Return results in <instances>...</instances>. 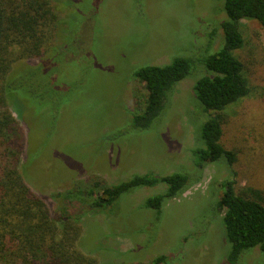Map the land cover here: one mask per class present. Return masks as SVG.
I'll list each match as a JSON object with an SVG mask.
<instances>
[{
  "label": "rangeland",
  "instance_id": "obj_1",
  "mask_svg": "<svg viewBox=\"0 0 264 264\" xmlns=\"http://www.w3.org/2000/svg\"><path fill=\"white\" fill-rule=\"evenodd\" d=\"M52 2L60 18H70L59 37L82 38L81 45L89 50L78 53L79 46L71 48L77 54L57 70L63 84L52 86L53 105L18 101L22 122L34 124L28 143L39 153L26 167L29 186L56 210L61 203L54 194L80 186L93 175L109 183L135 173L198 175L194 150L202 146L198 134L204 119L193 84L202 68L191 75L196 78L181 82L151 129L120 126L137 108L138 87L129 79L134 68L167 64L181 55H206L219 47L218 37L210 43L208 25L202 22L214 25L227 17L221 1L142 0L141 6L135 0ZM243 24L255 41L251 52L257 65L250 78L254 94L225 124L222 142L238 151V187L264 191V28L256 20ZM53 108L58 111L55 119ZM218 162L206 168L196 185L166 200L160 214L146 208L143 199L164 192L163 183L126 194L122 206L110 212L87 214L79 248L96 255L101 264H151L161 254L168 256L162 264H228L231 245L214 190L224 192L221 182L229 177ZM65 206L78 212L81 204L66 201ZM251 252L248 264H264L259 247Z\"/></svg>",
  "mask_w": 264,
  "mask_h": 264
},
{
  "label": "trees",
  "instance_id": "obj_2",
  "mask_svg": "<svg viewBox=\"0 0 264 264\" xmlns=\"http://www.w3.org/2000/svg\"><path fill=\"white\" fill-rule=\"evenodd\" d=\"M135 1L139 5L142 0ZM217 1L223 4L227 17L214 25L212 21L202 25H208L210 43L219 38V47L206 55H181L167 64L134 68L129 79L138 87L137 108L120 126L151 129L181 82L188 76L196 78L191 75L202 68L193 84L204 119L198 134L202 146L194 150L199 174L197 171L198 175L190 178L182 172L163 176L135 173L112 183L93 175L82 186L54 194L61 205L53 210L26 180V167L39 153L28 143L34 124L22 122L18 101L33 99L41 107L48 102L53 105L52 86L63 84L57 76L60 65L75 59L73 46H79L78 53L89 49L81 45L82 38L68 41L59 37L70 18H60L59 7H54L52 0H0V264H101L96 255L78 246L87 214L110 212L122 206L126 194L163 183L167 186L164 192L143 199L146 208L160 214L166 200L200 182L206 168L217 161L229 177L221 182L224 192L219 187L214 190L231 245L227 263L248 264L247 256L255 247L264 253V191L238 187V151L222 142L225 124L237 115L243 100L254 94L250 78L257 65L251 52L255 41L247 34L243 20H256L264 28V0ZM56 90L58 94L60 89ZM57 113L53 108V119ZM66 201L81 204L78 212L66 207ZM167 258L161 254L151 264H162Z\"/></svg>",
  "mask_w": 264,
  "mask_h": 264
}]
</instances>
